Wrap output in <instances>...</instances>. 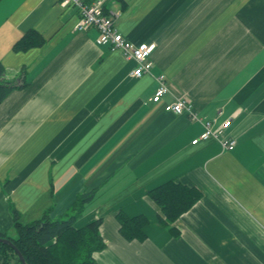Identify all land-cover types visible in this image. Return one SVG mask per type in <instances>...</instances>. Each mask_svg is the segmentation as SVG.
<instances>
[{"label":"crops","instance_id":"0c3cea01","mask_svg":"<svg viewBox=\"0 0 264 264\" xmlns=\"http://www.w3.org/2000/svg\"><path fill=\"white\" fill-rule=\"evenodd\" d=\"M61 1L0 0V66L19 87L0 103V234L14 212L59 220L91 194L74 226L101 219L94 264H264V0H108L127 41L155 45L140 78ZM28 32L42 43L14 50ZM182 99L196 120L165 111ZM167 181L201 192L170 226L148 194ZM120 211L147 218L145 240L119 234Z\"/></svg>","mask_w":264,"mask_h":264},{"label":"trees","instance_id":"16d2710c","mask_svg":"<svg viewBox=\"0 0 264 264\" xmlns=\"http://www.w3.org/2000/svg\"><path fill=\"white\" fill-rule=\"evenodd\" d=\"M41 43L42 39L38 34L28 32L15 43L14 50H27ZM16 88L19 87L5 78V71L0 66V103ZM148 194L160 210L158 222L165 226L172 225L201 198L199 190L175 181H167L150 190ZM91 196H79L71 211L59 220L52 221L45 214L41 219L23 225L18 221V214L14 212L13 230L16 237L2 234L0 237L13 243L26 264H94L93 254L105 248L99 231L101 219L80 228L74 226L83 204ZM115 218L119 234L125 240H145V227L148 225L145 216L128 217L120 211ZM169 232L175 234L173 228H169ZM0 258L2 264H20L13 249L2 243Z\"/></svg>","mask_w":264,"mask_h":264},{"label":"built area","instance_id":"2783aa9c","mask_svg":"<svg viewBox=\"0 0 264 264\" xmlns=\"http://www.w3.org/2000/svg\"><path fill=\"white\" fill-rule=\"evenodd\" d=\"M108 0H93L90 4H84L82 0H62L61 7L73 6L78 10L79 19L75 26L77 32H84L90 28H94L99 33L95 43L97 45H108L112 50H118L123 57L127 60H133L136 64L135 69L131 75L135 78H140L142 75L149 73L152 62L150 61V55L153 52L154 44H139L134 45L127 41L115 28L114 19L119 15L106 14L105 4ZM158 87L155 90L154 95L150 101L157 103L160 99L168 93L163 76L157 78ZM166 112L174 114H181L186 112L190 115L192 120H196V116L191 112L190 105L185 99L177 100L164 107ZM230 125V121H226L217 130L211 129L209 122L204 124V131L200 137L192 144H196L200 140H206L210 137L217 138L221 136L223 131ZM220 144L224 150L231 151L234 148L235 142L231 139L221 137Z\"/></svg>","mask_w":264,"mask_h":264},{"label":"water","instance_id":"95a60500","mask_svg":"<svg viewBox=\"0 0 264 264\" xmlns=\"http://www.w3.org/2000/svg\"><path fill=\"white\" fill-rule=\"evenodd\" d=\"M0 243L7 245L13 249V251L15 252L20 264H26L23 256L20 254V252L17 250V248L13 245V243L9 239L0 237Z\"/></svg>","mask_w":264,"mask_h":264},{"label":"rangeland","instance_id":"374dc122","mask_svg":"<svg viewBox=\"0 0 264 264\" xmlns=\"http://www.w3.org/2000/svg\"><path fill=\"white\" fill-rule=\"evenodd\" d=\"M8 236H11V237L15 238L16 234L15 233L14 234H8Z\"/></svg>","mask_w":264,"mask_h":264}]
</instances>
